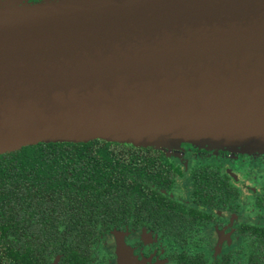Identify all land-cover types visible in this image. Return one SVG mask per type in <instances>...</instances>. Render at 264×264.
<instances>
[{
	"label": "water",
	"instance_id": "water-1",
	"mask_svg": "<svg viewBox=\"0 0 264 264\" xmlns=\"http://www.w3.org/2000/svg\"><path fill=\"white\" fill-rule=\"evenodd\" d=\"M95 140L264 154V0H0V156Z\"/></svg>",
	"mask_w": 264,
	"mask_h": 264
},
{
	"label": "flooded vegetation",
	"instance_id": "flooded-vegetation-1",
	"mask_svg": "<svg viewBox=\"0 0 264 264\" xmlns=\"http://www.w3.org/2000/svg\"><path fill=\"white\" fill-rule=\"evenodd\" d=\"M152 150L110 228L45 238L24 229L0 264H264V154Z\"/></svg>",
	"mask_w": 264,
	"mask_h": 264
},
{
	"label": "trees",
	"instance_id": "trees-1",
	"mask_svg": "<svg viewBox=\"0 0 264 264\" xmlns=\"http://www.w3.org/2000/svg\"><path fill=\"white\" fill-rule=\"evenodd\" d=\"M176 147L95 140L41 143L0 156V252L24 229L38 230L45 238L57 230L89 235L97 227L110 228L121 209L115 202L136 187L134 175L142 172L134 166L158 156L152 149Z\"/></svg>",
	"mask_w": 264,
	"mask_h": 264
},
{
	"label": "rangeland",
	"instance_id": "rangeland-1",
	"mask_svg": "<svg viewBox=\"0 0 264 264\" xmlns=\"http://www.w3.org/2000/svg\"><path fill=\"white\" fill-rule=\"evenodd\" d=\"M228 151V150H227ZM231 152V151H230ZM234 153H236V152H234ZM239 154H242V153H239ZM256 154H259V153H256ZM247 155H253V154H247Z\"/></svg>",
	"mask_w": 264,
	"mask_h": 264
}]
</instances>
